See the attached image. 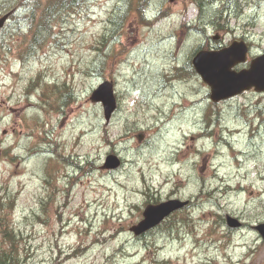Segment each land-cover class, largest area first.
Instances as JSON below:
<instances>
[{
    "label": "rangeland",
    "instance_id": "obj_1",
    "mask_svg": "<svg viewBox=\"0 0 264 264\" xmlns=\"http://www.w3.org/2000/svg\"><path fill=\"white\" fill-rule=\"evenodd\" d=\"M125 1L65 12L31 52L22 7L0 30V212L18 263L264 264L254 228L264 222V94L212 103L198 75H175L205 39L195 5L148 0L143 23L131 0L119 22ZM238 5L229 31L205 34L245 39L250 59L264 51V0ZM105 80L118 103L108 121L90 98ZM109 154L116 168L103 167ZM168 198L189 204L129 230L147 203ZM227 214L243 225L227 227Z\"/></svg>",
    "mask_w": 264,
    "mask_h": 264
},
{
    "label": "water",
    "instance_id": "obj_2",
    "mask_svg": "<svg viewBox=\"0 0 264 264\" xmlns=\"http://www.w3.org/2000/svg\"><path fill=\"white\" fill-rule=\"evenodd\" d=\"M10 13L0 17V29L8 19ZM247 45L244 41H233L228 47L217 51L200 50L192 58V64L202 80L210 86V99L214 102L233 97L245 90L253 88L264 92V53L253 58L247 68L239 71L232 69L236 64L245 61ZM91 100L100 102L103 115L109 120L116 109L117 103L113 84L105 80L95 88L90 96ZM120 160L109 154L103 163L105 168H116ZM187 201L169 199L157 204H148L143 210V218L130 227L134 234H141L159 224L173 211L182 208ZM226 224L231 228L241 226V221L226 215ZM264 240V222L254 226Z\"/></svg>",
    "mask_w": 264,
    "mask_h": 264
},
{
    "label": "trees",
    "instance_id": "obj_3",
    "mask_svg": "<svg viewBox=\"0 0 264 264\" xmlns=\"http://www.w3.org/2000/svg\"><path fill=\"white\" fill-rule=\"evenodd\" d=\"M89 0H16L10 4L0 6V15L4 12L11 11V18L13 12L18 8H23L24 17L26 18L28 33V39L24 40V44L27 47V52L33 51V46L40 47L45 44V41L54 37L53 28L63 19L65 12H68L75 7L84 5ZM193 3L198 10L196 17V29L205 35L204 41L199 45L203 47L205 45L217 46L212 43L213 37L205 34V29L211 27L214 31L225 28V24L231 17L237 16L241 7L238 5V0H188ZM148 2V0H136L134 1L135 10L138 11L140 21L146 23V18L143 16L142 7ZM129 4L131 0H126L123 5L119 7V12L116 14L119 22L125 19L127 13L130 12ZM14 5H17L15 8ZM204 12L207 14L204 15ZM167 13L166 9L159 8L157 15L162 17ZM189 28V27H186ZM217 42L216 40H213ZM177 73L178 76H184L188 74H194V70L191 67L190 61L188 67H182ZM39 84V82H37ZM46 91V90H45ZM69 94V92H68ZM46 96V92H45ZM67 95H64V97ZM46 101V100H45ZM2 202L0 201V207ZM1 210V209H0ZM17 233L13 227L9 226L7 217L4 213L0 212V264H19L18 263V251L16 241Z\"/></svg>",
    "mask_w": 264,
    "mask_h": 264
},
{
    "label": "flooded vegetation",
    "instance_id": "obj_4",
    "mask_svg": "<svg viewBox=\"0 0 264 264\" xmlns=\"http://www.w3.org/2000/svg\"><path fill=\"white\" fill-rule=\"evenodd\" d=\"M188 204H189V201H188ZM188 204H187V205H188ZM187 205H186V206H187Z\"/></svg>",
    "mask_w": 264,
    "mask_h": 264
},
{
    "label": "bare ground",
    "instance_id": "obj_5",
    "mask_svg": "<svg viewBox=\"0 0 264 264\" xmlns=\"http://www.w3.org/2000/svg\"><path fill=\"white\" fill-rule=\"evenodd\" d=\"M157 13V12H156ZM152 18H154V17H152Z\"/></svg>",
    "mask_w": 264,
    "mask_h": 264
}]
</instances>
